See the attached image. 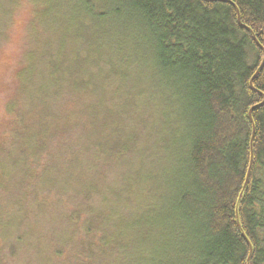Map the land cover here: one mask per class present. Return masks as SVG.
<instances>
[{
  "label": "trees",
  "instance_id": "trees-1",
  "mask_svg": "<svg viewBox=\"0 0 264 264\" xmlns=\"http://www.w3.org/2000/svg\"><path fill=\"white\" fill-rule=\"evenodd\" d=\"M263 53L264 0H0V264H264Z\"/></svg>",
  "mask_w": 264,
  "mask_h": 264
},
{
  "label": "rangeland",
  "instance_id": "rangeland-1",
  "mask_svg": "<svg viewBox=\"0 0 264 264\" xmlns=\"http://www.w3.org/2000/svg\"><path fill=\"white\" fill-rule=\"evenodd\" d=\"M7 4L5 3L3 5V11L6 10ZM21 10V11H20ZM20 11V12H19ZM27 11H23V9H19L14 17L15 19L21 18V19H26L27 18ZM16 26H19L18 23H16ZM7 46V45H5ZM5 46L4 49L6 48ZM5 53L1 52V56L3 57ZM25 141H22L21 144L22 146L27 144V138L25 136ZM27 151H20L19 153L15 150L14 152H10L8 154H1L0 153V168L2 167L3 171L5 170V174L3 177L6 175H9L6 179H4L1 174H0V215L9 214L11 213V216L7 217L5 221L1 223V230L3 232V239L6 240L7 244V250L9 253H17L20 251L21 247L23 244L26 243L24 241V233L25 230H21V232L18 231L17 229V219L15 217L16 213L14 212L16 205L12 206L13 201L15 200V194L18 191V185L19 182H23L24 179V174L26 173V167H25V162L29 154V149L27 145ZM4 179V180H3ZM22 187V186H21ZM5 190H8L6 193ZM25 192L27 193V185L25 184ZM26 195V194H25ZM31 194L27 193L26 200L24 201V215L27 218H24V227H26L27 230L30 229V224L33 221L34 215H33V210H32V199L30 196ZM7 197V199H6ZM3 206V207H2ZM2 207V208H1ZM37 223V221L35 222ZM33 224V222H32ZM41 220H39V233L40 236L43 233L42 226H40ZM31 230V229H30ZM35 234L38 233L37 227H35ZM1 235V236H2ZM13 245V246H10ZM11 251H10V249ZM22 251V250H21ZM23 256L28 260L30 264H32L31 259L28 258L27 255L24 254L23 251ZM22 259V258H20ZM20 261V260H19ZM21 264L23 262L20 261ZM1 264H13V262H1ZM15 264V263H14ZM40 264V263H39Z\"/></svg>",
  "mask_w": 264,
  "mask_h": 264
},
{
  "label": "water",
  "instance_id": "water-1",
  "mask_svg": "<svg viewBox=\"0 0 264 264\" xmlns=\"http://www.w3.org/2000/svg\"><path fill=\"white\" fill-rule=\"evenodd\" d=\"M236 14H237V21L240 22V18H239V13L236 11ZM264 65V53H263V59L261 61V64L258 68V71H261L262 67ZM256 75V74H255ZM254 75V76H255ZM249 86L250 88L253 90V91H256L252 88V79L249 81ZM263 100L261 103H259L258 105H256L255 107L251 108L249 111H248V118H249V121L252 125V136H251V140H250V160H249V165H248V169H247V173H246V177H245V182H244V185H243V188H242V191L239 195V200L242 199V193H243V190H245L246 186H247V183H248V179H249V175H250V170H251V165H252V159H253V151H252V141H253V134H254V127H253V122H252V117H251V112L255 109V108H258V107H261L264 105V97H263V94L261 95ZM250 250V254H251V248L249 249ZM249 259H250V255L247 259V263L249 262Z\"/></svg>",
  "mask_w": 264,
  "mask_h": 264
},
{
  "label": "bare ground",
  "instance_id": "bare-ground-1",
  "mask_svg": "<svg viewBox=\"0 0 264 264\" xmlns=\"http://www.w3.org/2000/svg\"><path fill=\"white\" fill-rule=\"evenodd\" d=\"M236 11H237V10H236ZM237 12H238V11H237ZM262 59H263V58H262ZM258 68H259V67H258ZM262 68H263V67H262ZM257 71H258V70H257ZM256 73H257V72H256ZM254 75H255V74H254ZM254 75H253V76H254Z\"/></svg>",
  "mask_w": 264,
  "mask_h": 264
}]
</instances>
